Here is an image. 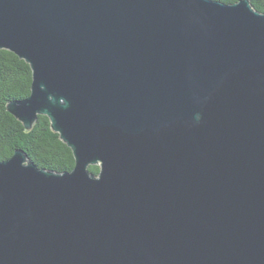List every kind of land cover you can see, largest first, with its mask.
Listing matches in <instances>:
<instances>
[{
	"label": "water",
	"instance_id": "obj_1",
	"mask_svg": "<svg viewBox=\"0 0 264 264\" xmlns=\"http://www.w3.org/2000/svg\"><path fill=\"white\" fill-rule=\"evenodd\" d=\"M75 167L0 161V264H264V13L250 0H0ZM98 166L93 174L89 168Z\"/></svg>",
	"mask_w": 264,
	"mask_h": 264
},
{
	"label": "trees",
	"instance_id": "obj_2",
	"mask_svg": "<svg viewBox=\"0 0 264 264\" xmlns=\"http://www.w3.org/2000/svg\"><path fill=\"white\" fill-rule=\"evenodd\" d=\"M235 4L241 0H215ZM254 9L264 13V0H250ZM32 69L14 53L0 50V161L9 160L17 150L27 153L39 168L56 173L71 172L75 167L72 150L54 133L50 119L40 115L27 131L24 125L11 115L8 105L12 101L26 99L31 94ZM89 170L98 175L100 168Z\"/></svg>",
	"mask_w": 264,
	"mask_h": 264
}]
</instances>
